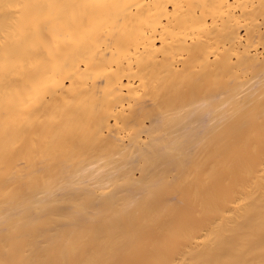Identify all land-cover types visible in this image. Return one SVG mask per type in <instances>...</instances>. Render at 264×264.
<instances>
[{
	"label": "bare ground",
	"instance_id": "6f19581e",
	"mask_svg": "<svg viewBox=\"0 0 264 264\" xmlns=\"http://www.w3.org/2000/svg\"><path fill=\"white\" fill-rule=\"evenodd\" d=\"M0 264H264V0H0Z\"/></svg>",
	"mask_w": 264,
	"mask_h": 264
}]
</instances>
